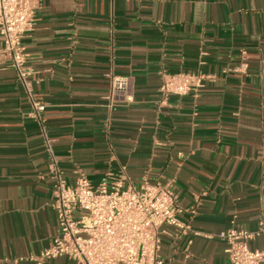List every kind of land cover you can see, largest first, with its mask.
Wrapping results in <instances>:
<instances>
[{
    "label": "crops",
    "instance_id": "crops-1",
    "mask_svg": "<svg viewBox=\"0 0 264 264\" xmlns=\"http://www.w3.org/2000/svg\"><path fill=\"white\" fill-rule=\"evenodd\" d=\"M22 44L46 135L0 40V264L58 234L46 138L69 184L170 185L163 264H229L232 227L264 247V0H40ZM163 72L202 74L199 93L165 96Z\"/></svg>",
    "mask_w": 264,
    "mask_h": 264
},
{
    "label": "built area",
    "instance_id": "built-area-1",
    "mask_svg": "<svg viewBox=\"0 0 264 264\" xmlns=\"http://www.w3.org/2000/svg\"><path fill=\"white\" fill-rule=\"evenodd\" d=\"M40 0H0V40L2 52L15 69L31 104V114L43 126L44 103L32 90L31 68L23 52L22 39L34 24ZM109 98L114 100L129 87L125 76H111ZM202 74L178 72L162 74L161 92L167 96L197 95ZM50 152L49 172L54 179L53 207L58 214V234L50 245L27 259L35 264L67 257L76 264H163L159 255L163 225L178 226L176 195L169 184L144 179L140 188L125 187L124 179L105 178L93 185L86 176L69 184L46 138ZM260 231L264 233V221ZM226 242L229 264H264V247L251 248L253 233L229 228L220 233Z\"/></svg>",
    "mask_w": 264,
    "mask_h": 264
}]
</instances>
